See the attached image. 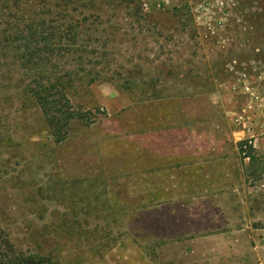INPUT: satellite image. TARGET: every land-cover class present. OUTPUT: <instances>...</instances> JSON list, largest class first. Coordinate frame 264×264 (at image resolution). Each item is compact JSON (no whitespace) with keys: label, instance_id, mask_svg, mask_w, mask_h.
<instances>
[{"label":"rangeland","instance_id":"1","mask_svg":"<svg viewBox=\"0 0 264 264\" xmlns=\"http://www.w3.org/2000/svg\"><path fill=\"white\" fill-rule=\"evenodd\" d=\"M20 259L264 264V0H0V264Z\"/></svg>","mask_w":264,"mask_h":264},{"label":"trees","instance_id":"2","mask_svg":"<svg viewBox=\"0 0 264 264\" xmlns=\"http://www.w3.org/2000/svg\"><path fill=\"white\" fill-rule=\"evenodd\" d=\"M26 31H27V39H26L27 41L25 42L26 47L24 48V50H26L27 53L30 54L32 60H40L41 59L40 55L42 54V52L44 54H51V52H54L52 46L53 44L48 43L47 44L48 49L46 50L42 48V46H40L42 45V42L45 38L43 37L44 36L43 32L42 34L41 32H39V26L33 24L32 26H30V28H27ZM44 44L46 45V43ZM245 145H248L247 141L241 142V147H244ZM248 147L252 152L256 150L253 145H250ZM252 157L253 156L251 155L247 156L248 159H251ZM16 264H32V263L23 262V260L20 259L19 263Z\"/></svg>","mask_w":264,"mask_h":264}]
</instances>
